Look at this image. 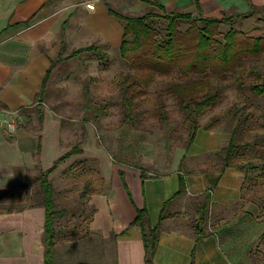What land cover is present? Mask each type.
<instances>
[{"label": "crops", "instance_id": "0c3cea01", "mask_svg": "<svg viewBox=\"0 0 264 264\" xmlns=\"http://www.w3.org/2000/svg\"><path fill=\"white\" fill-rule=\"evenodd\" d=\"M3 1L0 0V9ZM47 1L16 0L13 2H19L17 8L10 9V1L6 0V7L2 6L7 19L12 12L11 24L21 25L27 18L33 19L12 33L0 34V106L16 112L34 103L52 60L63 52L67 41H74L71 32L76 23L84 30L82 39L99 37L114 47H120L123 41L124 23L108 6L114 0H53L46 5ZM88 1L94 2V9L86 6ZM158 1L165 7L179 6L185 11H197L199 7L205 16L216 17L225 12L264 8V0ZM137 2L143 9L152 5L148 0ZM4 19L0 15V30L7 25ZM60 20L67 24L64 39L67 38L52 46L48 38L51 29L60 28ZM42 112L40 140L25 128H19L12 136L0 128V187L51 167L69 149L60 140L59 121ZM228 139L218 130L200 128L176 160V166L156 175L114 161L104 152L94 154L85 149V154L98 158L103 179L102 190L88 197L92 208L88 239L93 236L110 240L113 235L115 264H147L142 228L132 223L138 209L146 208L147 225L160 222L152 264H264V203L247 193L245 175L240 169L227 166L220 170L214 162V153ZM50 141L59 147L58 152L44 163ZM180 174L184 176L185 188L176 194ZM204 205L199 236L195 225ZM23 207L0 208V264H45V207L41 203ZM87 255V264H95L100 253L90 244Z\"/></svg>", "mask_w": 264, "mask_h": 264}, {"label": "rangeland", "instance_id": "374dc122", "mask_svg": "<svg viewBox=\"0 0 264 264\" xmlns=\"http://www.w3.org/2000/svg\"><path fill=\"white\" fill-rule=\"evenodd\" d=\"M9 1V8L16 9L21 0L18 3L13 2L16 0ZM3 2L2 6L5 8L6 0ZM50 2L53 0H48L45 4ZM139 5L137 0H114L111 7L128 15H140L149 11L162 13L155 5H149L148 9ZM2 6L0 15H4L8 25L14 17L10 12L7 19V11L3 12ZM166 9L185 11L184 8L171 5ZM249 12L252 13L250 17L237 18L232 25L221 24L220 34L216 37L222 38V34L232 27L241 31L244 38L260 37L264 45V8L255 7ZM63 17H66V13ZM32 21L33 19L27 18L21 25L7 29L4 24V30L1 29L0 34L12 33L15 28H22ZM66 25L62 22L60 28L54 31V28L51 29L48 44L51 42L54 46L61 40L66 41ZM155 25L164 33L167 22L156 19ZM188 26L189 24H182L181 29ZM71 33L74 41L66 42L61 60L50 67L42 94L32 105L21 108L14 116V132L2 129L6 135L12 136L19 128H25L35 135L36 140H40L41 109L59 121L62 129L60 140L64 147L68 149L80 144L82 149L81 153L58 163L53 174L49 175L56 210L53 264H87V246L90 244L100 253L95 264H115L113 235L110 240L92 238L93 236L92 240L88 239V222L92 215L88 197L92 192L102 190L103 179L100 176L98 158L85 154V149L94 154L104 152L114 161L140 168L145 174L156 175L176 166V160L189 143V134L194 131L195 123L198 125L197 130L212 128L230 138L237 121L249 114L250 121L243 125L245 128L241 130L240 143L247 141L252 145L243 150L239 162L244 165L250 162L245 166V171H242L246 191L251 198L261 199L260 202L264 203V94L255 95L247 86L239 89L232 82L234 77L228 74L226 87L218 102L205 108L199 118L187 120L168 91L171 80L176 76L157 75L135 98L136 105L131 112V119L127 117L130 111L123 102L119 81L124 78V74L133 73L135 69L121 56L119 47H114L99 37L82 39L84 30L80 29L79 23H76ZM90 44L104 45L102 58L87 51L67 57L73 49ZM252 58L248 66L254 64L258 74L248 77V72L245 73L243 76L248 77L246 83L264 78V46L263 52ZM161 108L166 114L165 120ZM228 142L229 139L226 145ZM51 143L53 142L50 141L46 146L44 163H48L52 155L58 152L59 147ZM39 174L23 175L0 187V208L14 207L19 210L23 206L42 204L44 193ZM102 253L106 255L103 257Z\"/></svg>", "mask_w": 264, "mask_h": 264}, {"label": "trees", "instance_id": "16d2710c", "mask_svg": "<svg viewBox=\"0 0 264 264\" xmlns=\"http://www.w3.org/2000/svg\"><path fill=\"white\" fill-rule=\"evenodd\" d=\"M149 2L160 8L162 13L149 11L140 15H128L113 10L108 4L110 12L124 23L123 41L119 47L120 54L135 69L133 73L124 74V78L119 81L123 102L126 109L130 111L127 115L128 118L132 119L133 117L131 112L136 105L135 98L157 75L176 76L171 80L168 91L176 100L179 109L185 113L187 120L199 118L205 108L218 102L226 87L225 81L228 74L234 77L232 82L239 89L247 86L255 95L264 94V78L260 81L245 82L250 75L258 74L257 67L254 64L248 66V62L253 59L252 57L263 52V40L260 37L244 38L241 31L232 27L222 34V38L216 37L217 34H220L221 24L230 23L232 25L237 18L250 17L251 12L223 13L219 17L205 16L199 7L197 11H167L166 7L158 0H149ZM156 19L167 22L164 33L155 25ZM182 24H189V26L183 30L181 29ZM14 25L20 24L19 22L10 23L5 29ZM103 46L95 44L81 46L74 49L67 57L87 51L94 52L102 58ZM59 60H61V53L52 60L51 66ZM49 71L50 68L38 96L45 89ZM247 72L248 77L243 76ZM161 114L165 120L166 114L163 108H161ZM247 115L240 118L234 125L228 144L213 155L215 165L220 170L227 166H234L243 171L245 166L250 164L249 162L244 165L239 162L243 150L252 145L247 141L240 143L241 130L245 128L243 125L250 121V116ZM39 118L43 119L41 110ZM197 126L195 123L194 131L189 134V143L186 148L193 142ZM80 152H82L80 144H76L61 155L51 167L40 170L39 178L44 193L42 204L45 207V264H53L52 252L55 245L54 217L56 210L53 185L49 175L58 162ZM184 188L185 179L180 174V188L176 194L183 192ZM205 212L204 205L201 207L200 216L195 225L199 236L202 235L200 226ZM161 218L163 215L160 216V220ZM132 223L139 224L142 228L147 264H152L160 222L153 226L147 225V210L142 208L138 209Z\"/></svg>", "mask_w": 264, "mask_h": 264}, {"label": "built area", "instance_id": "2783aa9c", "mask_svg": "<svg viewBox=\"0 0 264 264\" xmlns=\"http://www.w3.org/2000/svg\"><path fill=\"white\" fill-rule=\"evenodd\" d=\"M86 6L90 9L95 8L93 1L86 2ZM16 114V111L11 110L8 107L0 106V128L7 132H14L16 129L14 116Z\"/></svg>", "mask_w": 264, "mask_h": 264}]
</instances>
